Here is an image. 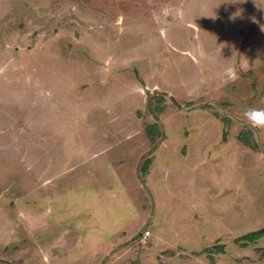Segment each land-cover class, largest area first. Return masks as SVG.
<instances>
[{
    "label": "rangeland",
    "instance_id": "rangeland-1",
    "mask_svg": "<svg viewBox=\"0 0 264 264\" xmlns=\"http://www.w3.org/2000/svg\"><path fill=\"white\" fill-rule=\"evenodd\" d=\"M263 227L264 0H0V264H264Z\"/></svg>",
    "mask_w": 264,
    "mask_h": 264
},
{
    "label": "trees",
    "instance_id": "trees-1",
    "mask_svg": "<svg viewBox=\"0 0 264 264\" xmlns=\"http://www.w3.org/2000/svg\"><path fill=\"white\" fill-rule=\"evenodd\" d=\"M263 237H264V227L257 232H252V233H249V234L241 237L240 240H243V243L241 244V246L245 247L249 242L256 241V240L263 238ZM211 250H212L211 248H208L205 251L212 252ZM222 252H223V250L220 253H222Z\"/></svg>",
    "mask_w": 264,
    "mask_h": 264
},
{
    "label": "crops",
    "instance_id": "crops-1",
    "mask_svg": "<svg viewBox=\"0 0 264 264\" xmlns=\"http://www.w3.org/2000/svg\"><path fill=\"white\" fill-rule=\"evenodd\" d=\"M152 163H153V159H152V161L150 160V164L152 165ZM150 168V167H149ZM149 170V169H148ZM49 214H51V211H50V213ZM153 218V217H152ZM150 221H151V219H150ZM93 224V223H92ZM83 225V224H82ZM96 227V225H94V228ZM149 234V233H148ZM95 238V241H94V244L96 243L97 245L98 244H100V243H103V241H102V233L100 232H96V230L95 229H93L92 231H90V240H92V238ZM80 238V243L82 244V238L81 237H79Z\"/></svg>",
    "mask_w": 264,
    "mask_h": 264
},
{
    "label": "built area",
    "instance_id": "built-area-1",
    "mask_svg": "<svg viewBox=\"0 0 264 264\" xmlns=\"http://www.w3.org/2000/svg\"><path fill=\"white\" fill-rule=\"evenodd\" d=\"M148 233H146V235H147Z\"/></svg>",
    "mask_w": 264,
    "mask_h": 264
}]
</instances>
